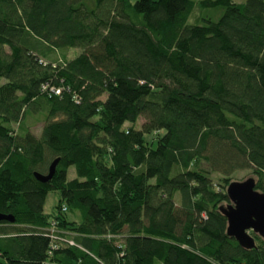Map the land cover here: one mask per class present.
Returning <instances> with one entry per match:
<instances>
[{
  "label": "trees",
  "instance_id": "obj_1",
  "mask_svg": "<svg viewBox=\"0 0 264 264\" xmlns=\"http://www.w3.org/2000/svg\"><path fill=\"white\" fill-rule=\"evenodd\" d=\"M242 170L264 193V0H0V264H264Z\"/></svg>",
  "mask_w": 264,
  "mask_h": 264
},
{
  "label": "water",
  "instance_id": "obj_2",
  "mask_svg": "<svg viewBox=\"0 0 264 264\" xmlns=\"http://www.w3.org/2000/svg\"><path fill=\"white\" fill-rule=\"evenodd\" d=\"M57 163L58 159L53 160L46 174L34 172V177L42 183L48 182L55 173ZM226 194L231 205L220 208L227 220L226 232L241 247L251 249L255 246V240L250 231L264 238V193L255 189L253 178H248L241 182H231L226 188ZM1 221L13 222L14 217L0 213Z\"/></svg>",
  "mask_w": 264,
  "mask_h": 264
},
{
  "label": "rangeland",
  "instance_id": "obj_3",
  "mask_svg": "<svg viewBox=\"0 0 264 264\" xmlns=\"http://www.w3.org/2000/svg\"><path fill=\"white\" fill-rule=\"evenodd\" d=\"M244 1L245 0H233V2H235V3H243ZM223 12H224V8L223 7H214V8L205 7V8H200V7L196 6L192 10V12H191V14H190V16L188 18V21L191 24H202L203 23L202 19H211L212 21H216L223 14ZM78 52H79L78 50H70L67 55L69 57H73ZM101 98L103 99L104 96H102ZM143 121H144L143 118H140L138 123H137V127L140 126L141 123H143ZM29 131L31 133H33L35 136H38L39 133H40V125L31 126ZM151 136L150 135L149 136L145 135L146 140H149V138H151ZM74 176H75L74 169H73V167H70L68 169L67 178L68 179H72ZM211 178L213 180L214 185L217 188H219L218 184L222 182L220 180L221 178H219V176L216 175V174H212ZM248 178H253L254 180H256V177L251 173L250 170L237 171V172L233 173L229 177V182L230 183L231 182H235V181L241 182V181H244V180H246ZM57 197H58V195L55 194V193H49L47 195L46 201H45V204H44V207H43V210H44L45 213H51L52 212L53 205L55 204ZM227 205H231V202L229 204H227ZM225 206L226 205H224V207ZM249 233L251 235V233H253V232L250 231ZM158 264H162V263H158Z\"/></svg>",
  "mask_w": 264,
  "mask_h": 264
},
{
  "label": "built area",
  "instance_id": "obj_4",
  "mask_svg": "<svg viewBox=\"0 0 264 264\" xmlns=\"http://www.w3.org/2000/svg\"><path fill=\"white\" fill-rule=\"evenodd\" d=\"M59 92H60V90H59V89H56V92H55V93H57V94H58Z\"/></svg>",
  "mask_w": 264,
  "mask_h": 264
}]
</instances>
